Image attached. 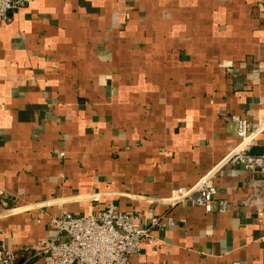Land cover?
Segmentation results:
<instances>
[{"label": "crops", "instance_id": "crops-1", "mask_svg": "<svg viewBox=\"0 0 264 264\" xmlns=\"http://www.w3.org/2000/svg\"><path fill=\"white\" fill-rule=\"evenodd\" d=\"M232 115L264 118V0H27L0 23V246L45 264L50 218L112 204L139 226L174 222L130 264H264L258 175L221 170L224 214L142 199L218 164L237 145Z\"/></svg>", "mask_w": 264, "mask_h": 264}, {"label": "built area", "instance_id": "built-area-1", "mask_svg": "<svg viewBox=\"0 0 264 264\" xmlns=\"http://www.w3.org/2000/svg\"><path fill=\"white\" fill-rule=\"evenodd\" d=\"M26 3L27 0H0V23L24 8ZM230 120L236 124L237 145L195 185L188 189L176 188L164 198H141L158 206L173 208L188 203L202 208L205 213H226L228 204L225 201L214 208L215 180L224 167L239 166L250 175L264 179V153H251L255 140L264 131V118L256 124L235 115ZM58 155L63 157V153ZM81 199H98V195ZM52 204L44 203L45 206ZM137 219V215L122 213L112 204L96 214L62 213L50 218L49 226L54 235L41 240L33 255L44 257L45 264H130L131 257L140 255L143 244L151 249L158 247L151 235L153 228L174 225L172 219L165 216H151L143 226L137 225ZM0 264H18L14 251L0 246Z\"/></svg>", "mask_w": 264, "mask_h": 264}]
</instances>
